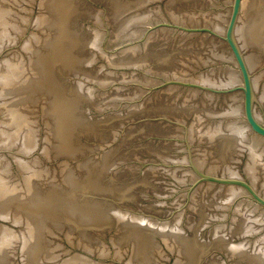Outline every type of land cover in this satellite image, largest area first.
I'll use <instances>...</instances> for the list:
<instances>
[{
	"label": "water",
	"instance_id": "obj_1",
	"mask_svg": "<svg viewBox=\"0 0 264 264\" xmlns=\"http://www.w3.org/2000/svg\"><path fill=\"white\" fill-rule=\"evenodd\" d=\"M0 264H264V0H0Z\"/></svg>",
	"mask_w": 264,
	"mask_h": 264
}]
</instances>
